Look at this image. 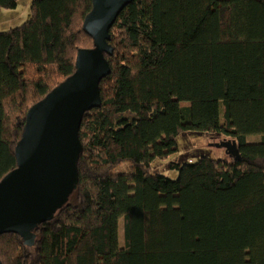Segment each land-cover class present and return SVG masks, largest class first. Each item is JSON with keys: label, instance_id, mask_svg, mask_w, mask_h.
I'll return each mask as SVG.
<instances>
[{"label": "trees", "instance_id": "1", "mask_svg": "<svg viewBox=\"0 0 264 264\" xmlns=\"http://www.w3.org/2000/svg\"><path fill=\"white\" fill-rule=\"evenodd\" d=\"M92 7L33 0L29 21L0 32V181L29 109L94 48ZM109 44L101 107L79 131L78 188L32 246L0 236L2 264H264V0H134ZM183 132L229 138L240 160L151 173Z\"/></svg>", "mask_w": 264, "mask_h": 264}, {"label": "water", "instance_id": "2", "mask_svg": "<svg viewBox=\"0 0 264 264\" xmlns=\"http://www.w3.org/2000/svg\"><path fill=\"white\" fill-rule=\"evenodd\" d=\"M133 1L92 0L83 30L94 48L79 50L75 73L27 112L22 137L14 148L17 167L0 181V236L16 234L32 246L35 231L69 205L79 184L83 117L101 107L100 84L111 74L106 56L114 54L110 32ZM215 147L240 160L235 141Z\"/></svg>", "mask_w": 264, "mask_h": 264}, {"label": "rangeland", "instance_id": "3", "mask_svg": "<svg viewBox=\"0 0 264 264\" xmlns=\"http://www.w3.org/2000/svg\"><path fill=\"white\" fill-rule=\"evenodd\" d=\"M33 0H18L14 9L0 8V32L19 27L30 20ZM249 141H257L258 136H251ZM219 135H211L205 132H183L177 138V151L165 160H157L152 164L151 173L163 174L170 178H177L178 172L171 169V163L188 164L195 163L201 157L212 159L233 160L227 155L224 148H217L215 144L228 141ZM127 163L119 165L116 170L126 169Z\"/></svg>", "mask_w": 264, "mask_h": 264}]
</instances>
